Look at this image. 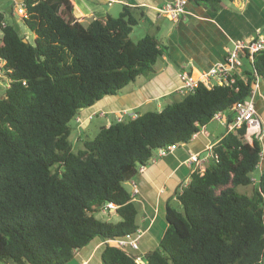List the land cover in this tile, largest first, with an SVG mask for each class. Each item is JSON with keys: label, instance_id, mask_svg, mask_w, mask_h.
<instances>
[{"label": "trees", "instance_id": "1", "mask_svg": "<svg viewBox=\"0 0 264 264\" xmlns=\"http://www.w3.org/2000/svg\"><path fill=\"white\" fill-rule=\"evenodd\" d=\"M222 1L189 0L205 7ZM22 5L33 42H24L0 12V59L9 84L0 97V263L71 264L96 238L136 233L139 210L126 183L158 148L188 144L217 112L248 98L252 85L201 84L159 112L103 125L75 150L71 122L80 126L81 111L156 73L169 47L152 35L133 41L139 8L125 6L118 17L85 26L75 19L72 0ZM253 68L264 88V52ZM245 133V126L228 132L205 172H193L178 192L180 209L167 206L168 228L144 255L146 264H264V170L253 180L263 147L258 139L248 143ZM239 186H254L253 195L238 193ZM109 204L117 206L118 222L95 216ZM101 262L138 264L112 244Z\"/></svg>", "mask_w": 264, "mask_h": 264}, {"label": "crops", "instance_id": "2", "mask_svg": "<svg viewBox=\"0 0 264 264\" xmlns=\"http://www.w3.org/2000/svg\"><path fill=\"white\" fill-rule=\"evenodd\" d=\"M170 1L72 0L75 19L85 26H88L95 18L113 16L110 14V9L115 4H119L123 8L125 6L139 8L142 17L138 26L145 25L147 29L158 31L162 30L159 21L165 17L158 14L157 8ZM22 4L23 0H0V12L5 14L8 23L10 22L6 14L7 11L10 12L13 25L28 40V34L20 31L15 23L17 21L15 14L21 19L23 18L17 13ZM122 11L123 9H120L119 14ZM187 11L189 13L178 22L170 21L176 26L170 29L167 35L170 55L161 57L166 61L165 68L159 67L161 74L147 76L144 81L140 80L139 84L137 80L118 95L106 96L91 108L82 110L79 115L81 134L89 129L95 117L106 119L104 125L109 126L111 124L109 121L116 120L125 110L137 114L145 113L140 110L154 101L167 99L172 92L178 91L182 85L183 72H188L199 78L202 72L210 70L216 63L225 59L227 49L231 46L232 41L253 38L258 31L264 32V0H234L232 2L223 0L215 7L197 6L189 2ZM2 79L3 76L0 75V97L4 95L9 86L8 82L3 85ZM255 101L264 127V103L259 96ZM169 104L172 102L166 103V105ZM161 106L158 103V107ZM223 120L224 124L219 121H211L188 144L179 145L172 153L156 163L149 164L145 172L139 173L134 180L126 183L132 186V191L126 189L137 204L139 210L137 223L139 231L142 233L140 249L138 251L129 250L131 255H140L144 258L146 253L159 246L168 228L167 206H175L174 208L180 209L178 192L190 181L194 172V165L189 162L190 157L193 154L205 156L210 153L208 148L214 147L230 132L227 124L234 120L233 112H224ZM208 126L211 127V130L208 129ZM221 127L224 128V131H221ZM261 144L263 157L253 175L256 179H259L264 170V136ZM135 190H138V193H135ZM110 212L112 215L115 214L116 222H118L120 218L116 209H112ZM102 213L105 212H100V214ZM102 242L100 238L94 239L88 246L75 254L72 264H95V261L97 264H102L101 255L104 250Z\"/></svg>", "mask_w": 264, "mask_h": 264}, {"label": "built area", "instance_id": "3", "mask_svg": "<svg viewBox=\"0 0 264 264\" xmlns=\"http://www.w3.org/2000/svg\"><path fill=\"white\" fill-rule=\"evenodd\" d=\"M189 0H171L157 8L158 14L167 18L169 21L178 22L189 12L187 11V6ZM18 14L25 17L27 16V11L24 5H21L18 10ZM231 46L227 49L226 57L223 61L216 63L210 70L202 72L199 78L194 77V75L183 72L182 73V85L178 89V93L182 96L194 93L195 90L201 85H205L208 88L214 85L219 86H238L240 80L245 82L250 81L252 85L251 95L243 101L237 103V105L230 111L234 114V120L227 124L229 131H236L242 127H246L245 140L252 144L255 139L260 142L264 136L263 120L259 114L256 97L259 96L264 103V88L261 76L254 70L253 64L255 58L262 52H264V32L258 31L256 36L249 39H242L238 41H232ZM245 61L248 63L250 69L246 68ZM4 64L5 62L0 59V75L4 74ZM224 112H217L212 121H219L224 124L223 120ZM139 114L135 112H130L125 110L116 119L118 122H122L126 119H136ZM81 122V119H77ZM226 124V123H225ZM205 126L201 128L198 133L193 135V138L197 137L198 134L204 130ZM179 145L184 144H170L165 147L158 148L153 156L149 159V164L156 163L158 160L166 157L172 153ZM213 146H210L209 154L201 156L200 154H193L189 162L194 165V172L199 171L201 173L205 172V163H210L213 157L212 153ZM263 157V151L261 154ZM147 166H141L138 169V173L145 172ZM256 182V178H253ZM188 183L181 189L186 187ZM138 193V190H135ZM117 206L109 204L104 208V212L108 210H115ZM142 233L138 230L136 233L127 234L123 237H117L111 240L103 241V246L106 244L117 245L118 247L125 250L128 254H131L129 250L138 251L140 249V239ZM136 261L138 264H146L142 256L137 255Z\"/></svg>", "mask_w": 264, "mask_h": 264}, {"label": "rangeland", "instance_id": "4", "mask_svg": "<svg viewBox=\"0 0 264 264\" xmlns=\"http://www.w3.org/2000/svg\"><path fill=\"white\" fill-rule=\"evenodd\" d=\"M229 6H231V5H229ZM120 9L122 10L123 6L119 5V4H115L113 7H111L110 14H112L113 17H118L120 15L119 12H118V11H120ZM6 15H7L8 21L11 24H13L14 22H13L11 13L7 11ZM15 18L17 19V21L15 23H17V26L20 29V31L28 34V41L33 42V36L34 35L30 31H28V29L24 26L20 16L15 14ZM159 23H160V26L162 27V30H159V31L158 30H153V29H147V27L145 25L136 26L134 28L132 34H131V38L133 39V41L137 42L140 39H142L143 37H145L146 35L150 34V35L154 36L156 39H158L160 41V43H162L163 45L168 46L169 42H168L167 35H168L170 29L175 28L176 24L170 22L167 18L160 19ZM22 36H25V35H22ZM0 37H1V34H0ZM245 64H246V68L250 69V67H249V65H248V63L246 61H245ZM165 65H166V61H164L163 58H159L156 66H155L156 73L149 74L148 76L154 75V74H156L155 76L160 75L161 71L159 70V67L165 68ZM146 78H147V76L139 77L137 79L138 80V84L141 82L140 80L144 81ZM1 82L3 83V85H5L8 81L4 78V79L1 80ZM172 93L167 97V99L163 98V99H160L158 102L154 101L150 105L142 108L140 111L141 112H147V111H158L159 112L166 106V103H168V102L169 103H171V102L174 103V102L179 101V100L182 99V95H180L179 93H177V92L176 93L174 92L173 94ZM158 103H160L162 106L158 107ZM105 120L106 119H103V118H100V117H95L94 120L92 121L89 129L84 134H81V132H80L81 131V126H78V129H77L76 121L75 120L72 121L71 122V127L73 129V134H72L71 140L73 141L74 149L78 150V149H80L82 147L81 141L83 140V138L87 137V139H93L96 136V134L99 132L100 127L105 124ZM111 121L112 120L109 121V124L111 123ZM209 126H208V129L211 130V127H209ZM220 129H221V131H224L223 127H221ZM85 135H87V136H85ZM207 165H208V163H205L204 167H206ZM126 188L129 191H132V186L130 184H126ZM236 190L240 194H248V195L252 196L253 193H254V186H248V187L239 186V187H237ZM177 209H179V208H177ZM95 216L98 219H100L102 221H105V222H116V220H117V217L115 216V214L112 215L109 210L107 212H105V213H102V214H100V213L98 214L97 213V214H95ZM0 264H5V263H0ZM95 264H97V261H95Z\"/></svg>", "mask_w": 264, "mask_h": 264}, {"label": "water", "instance_id": "5", "mask_svg": "<svg viewBox=\"0 0 264 264\" xmlns=\"http://www.w3.org/2000/svg\"><path fill=\"white\" fill-rule=\"evenodd\" d=\"M24 42H28V40L27 39H24Z\"/></svg>", "mask_w": 264, "mask_h": 264}]
</instances>
